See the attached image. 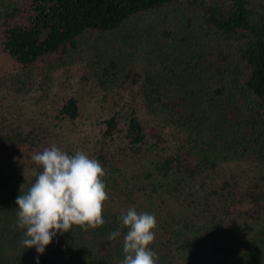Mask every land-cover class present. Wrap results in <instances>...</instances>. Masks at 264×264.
Masks as SVG:
<instances>
[{
  "label": "trees",
  "instance_id": "trees-1",
  "mask_svg": "<svg viewBox=\"0 0 264 264\" xmlns=\"http://www.w3.org/2000/svg\"><path fill=\"white\" fill-rule=\"evenodd\" d=\"M176 1L30 0L4 15L0 47L20 71L0 79V264H37V257L39 264H122L127 229L115 241L108 236L131 207L157 219L151 245L157 264H264V0L187 6L196 41L186 59L172 55L178 66L168 70L139 73L109 59L99 82L121 74L129 85L103 95L99 114L86 117L90 126L75 96L53 108V123L25 121L22 105L3 101L35 91L30 72L37 63L56 55L50 64H58L84 33L115 31ZM44 114L50 119L48 109ZM52 144L97 159L109 199L102 227L73 226L39 254L21 246L15 201L22 185L27 191L34 182L33 171H41L32 154ZM24 171L27 179L18 183Z\"/></svg>",
  "mask_w": 264,
  "mask_h": 264
},
{
  "label": "rangeland",
  "instance_id": "rangeland-1",
  "mask_svg": "<svg viewBox=\"0 0 264 264\" xmlns=\"http://www.w3.org/2000/svg\"><path fill=\"white\" fill-rule=\"evenodd\" d=\"M186 1L177 0L171 5L134 15L115 31L93 30L84 33L79 39L77 48L69 51L58 64H50V60H54L56 55L37 63L30 72L31 80L35 83V91L15 101H10L11 98L4 99V103L22 105L25 112L22 116L25 121L33 117L50 120L53 123L52 116L56 113L53 108L64 98L75 96L81 105V120L86 121L90 126L93 122L86 117L92 118L99 114L97 111L103 103V95L106 94V97L110 98L112 94L126 89L125 86L129 85L128 82H123L121 74L105 85L99 82L97 74L102 73L109 59L121 65L125 64L126 69L144 73L151 72L152 69L168 70L172 67L170 66L172 63L178 66L179 60L173 61L174 53H177L180 59H186L191 54L188 47L196 41L191 31L198 27L194 14L184 10L187 6L191 8L187 10H194V1L202 0H190L193 7ZM29 3L30 0H0V21L15 7L28 8ZM188 18L192 21L190 22ZM187 21L190 24L186 26ZM199 33L202 37L203 30ZM177 48H179L178 51ZM14 71H20V66L0 47V79ZM42 87L45 89L44 99L38 102L43 93ZM1 91L5 89L1 87ZM45 109H48L50 119L43 115ZM126 112V108H123L122 114ZM146 113L145 109L138 110V115L144 120V124H148L149 120ZM28 173L24 171L18 174V183H23Z\"/></svg>",
  "mask_w": 264,
  "mask_h": 264
},
{
  "label": "clouds",
  "instance_id": "clouds-1",
  "mask_svg": "<svg viewBox=\"0 0 264 264\" xmlns=\"http://www.w3.org/2000/svg\"><path fill=\"white\" fill-rule=\"evenodd\" d=\"M31 160L41 171H33L34 182L27 191L22 185L15 201L16 227L23 230L22 247L43 254L57 234L67 233L73 226L88 231L105 224L103 206L109 199L103 179L106 172L97 159L82 150L69 154L52 144L33 153ZM157 224L154 214L138 213L135 207L121 214L120 228L108 239L117 240L121 229H127L122 264H157L158 255L151 247Z\"/></svg>",
  "mask_w": 264,
  "mask_h": 264
}]
</instances>
